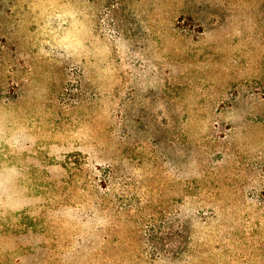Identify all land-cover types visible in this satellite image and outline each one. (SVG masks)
I'll use <instances>...</instances> for the list:
<instances>
[{"label":"rangeland","instance_id":"rangeland-1","mask_svg":"<svg viewBox=\"0 0 264 264\" xmlns=\"http://www.w3.org/2000/svg\"><path fill=\"white\" fill-rule=\"evenodd\" d=\"M0 264H264V0H0Z\"/></svg>","mask_w":264,"mask_h":264}]
</instances>
